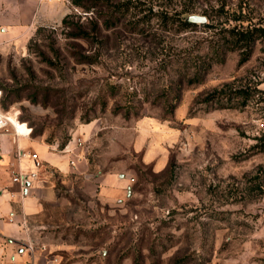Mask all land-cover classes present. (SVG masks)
I'll return each instance as SVG.
<instances>
[{
	"label": "rangeland",
	"instance_id": "rangeland-1",
	"mask_svg": "<svg viewBox=\"0 0 264 264\" xmlns=\"http://www.w3.org/2000/svg\"><path fill=\"white\" fill-rule=\"evenodd\" d=\"M66 1V23L0 29L4 108L58 148L98 121L87 163L130 185L85 201L41 163L55 264H264V0Z\"/></svg>",
	"mask_w": 264,
	"mask_h": 264
},
{
	"label": "crops",
	"instance_id": "crops-1",
	"mask_svg": "<svg viewBox=\"0 0 264 264\" xmlns=\"http://www.w3.org/2000/svg\"><path fill=\"white\" fill-rule=\"evenodd\" d=\"M69 10L66 0H0V29L6 38L24 36L34 26L60 22ZM99 130L98 121L78 125L60 148L35 137L16 135L11 128L0 130V264H55L48 262V257L55 256L58 262L54 252L63 246L46 241L34 224L46 206L64 205L66 197L56 193L50 176L34 167L30 153L62 176L76 174V186L85 201L94 198L97 203L114 205L126 193L130 174L117 169L88 173L86 145ZM18 170L35 171L37 176L21 189L11 179ZM29 240L44 244L45 249L29 252L25 249Z\"/></svg>",
	"mask_w": 264,
	"mask_h": 264
},
{
	"label": "built area",
	"instance_id": "built-area-1",
	"mask_svg": "<svg viewBox=\"0 0 264 264\" xmlns=\"http://www.w3.org/2000/svg\"><path fill=\"white\" fill-rule=\"evenodd\" d=\"M2 97V89L0 87V99ZM11 114L7 110H2L0 107V130H8V128H11L13 130V124L11 120ZM29 131L27 133V136L29 135L31 128L28 126ZM14 133V132H13ZM20 135V134H16ZM79 142V139H78ZM21 153L19 152L18 155ZM29 156L33 160L34 167L36 169L41 167V162L38 159L37 155L35 153H30ZM37 173L35 171L31 172H24L21 170H18L12 174V181L17 183L21 189H23L26 186V183H28L29 180L36 178ZM25 249L29 252L35 251L36 249L44 250L45 245L44 244H36L34 241H27L25 245ZM48 262L56 263L57 259L55 256L48 257Z\"/></svg>",
	"mask_w": 264,
	"mask_h": 264
},
{
	"label": "trees",
	"instance_id": "trees-1",
	"mask_svg": "<svg viewBox=\"0 0 264 264\" xmlns=\"http://www.w3.org/2000/svg\"><path fill=\"white\" fill-rule=\"evenodd\" d=\"M62 22L63 23H66V19H65V17H63V20H62ZM182 24L184 25V26H188V25H190V22L189 21H187L185 18H183V20H182ZM247 31V30H246ZM247 32H251V31H247ZM242 35L243 34H246V32L244 33H242V32H240ZM249 39H251V38H249ZM1 87V86H0ZM1 89H2V87H1ZM6 97H7V93H4V90L2 89V97H1V99H0V107H1V109L2 110H7V109H5L4 108V102H6ZM129 114V111H127L126 112V115H128ZM21 122H23V121H21ZM25 123V122H24ZM64 144H66V142H64L62 145H61V147L64 145ZM86 159H87V155H86ZM47 169V168H46ZM49 169V171H51V173H55V174H58V175H60L61 176V174L60 173H58L57 171H55L54 169H52V168H48ZM88 173H91V174H100V173H103V172H101V171H97V172H94V171H91V169H90V163L88 162ZM67 176V175H66ZM69 176H74V177H77L78 178V176L76 175V174H74V173H72V174H70ZM51 181H52V185H53V188L55 189V191H56V193L58 194V195H62L61 193H59L58 191H57V188H58V181H54L52 178H51Z\"/></svg>",
	"mask_w": 264,
	"mask_h": 264
},
{
	"label": "bare ground",
	"instance_id": "bare-ground-1",
	"mask_svg": "<svg viewBox=\"0 0 264 264\" xmlns=\"http://www.w3.org/2000/svg\"><path fill=\"white\" fill-rule=\"evenodd\" d=\"M12 124H13V131L15 134H20L21 136H27L29 128L26 126L24 122L16 120L14 116H11Z\"/></svg>",
	"mask_w": 264,
	"mask_h": 264
},
{
	"label": "water",
	"instance_id": "water-1",
	"mask_svg": "<svg viewBox=\"0 0 264 264\" xmlns=\"http://www.w3.org/2000/svg\"><path fill=\"white\" fill-rule=\"evenodd\" d=\"M186 20L189 21V22H195V21H203L204 18L201 17V16L191 15V16H188V17L186 18ZM26 184H27V183H26Z\"/></svg>",
	"mask_w": 264,
	"mask_h": 264
}]
</instances>
